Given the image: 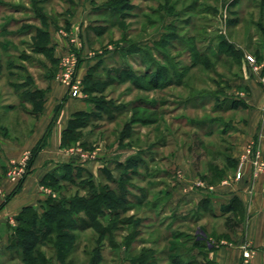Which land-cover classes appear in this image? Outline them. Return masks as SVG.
Listing matches in <instances>:
<instances>
[{
  "label": "rangeland",
  "instance_id": "374dc122",
  "mask_svg": "<svg viewBox=\"0 0 264 264\" xmlns=\"http://www.w3.org/2000/svg\"><path fill=\"white\" fill-rule=\"evenodd\" d=\"M110 1L0 0V135L23 138L33 132L38 122L37 111L28 99L33 91H45L52 80L50 76L54 74L56 78L61 71L62 59L53 62L42 42V30L51 27L54 40L62 38L61 35L71 39L68 43L73 53L81 56L80 60L84 58L82 70L101 59L99 71L103 79L116 81L106 85L104 93L92 94L84 90L83 77L81 95L89 100L85 110L89 116L84 118L88 119L89 125L82 129L83 137L69 146L82 147V141H86L87 146L82 147L85 150L100 147L99 157L103 164L120 156L124 158L142 152L145 164L134 174L131 195L143 198L144 202L128 211L127 215L146 218L155 215L146 212L149 208L146 204L163 195L162 190H174L186 182L193 184L198 179L205 184H217L224 177L219 172L221 169L225 174L234 172L233 156L240 150V138L246 132L245 124L250 119L251 109H231L227 106L232 99L249 95L247 90H241L237 85L241 83L242 75H251L249 66L256 65V53L264 49L261 30L264 27V12L261 11V0H237L233 4V0H114L123 3V19L119 24L120 16H113L106 6ZM41 15L47 18L48 26L44 25L39 17ZM66 20L74 23L73 37L65 33ZM171 26L174 27L172 30ZM93 27L98 29L93 30ZM61 30H64L63 33ZM100 31L103 33L98 35ZM170 35L177 38L168 43ZM79 36L85 37L86 48L81 45ZM220 37H225L244 51L241 62H235L236 59L225 53L221 62L215 63L212 55L218 54L216 47ZM164 38L168 41L166 45H156ZM191 46L207 53L204 57L208 65L194 62L199 58L191 55ZM160 53L170 58L175 70L190 68L183 85H177L176 78H173L172 85L153 88L151 78L157 70L156 64L167 65ZM248 55L254 61L249 60ZM108 69L119 74L106 77ZM123 69L136 75V80L123 81L120 78ZM106 83L101 80L99 87ZM198 95L203 98L197 100ZM103 97L124 105V111L115 112L112 120L107 116L95 120L96 116H92L95 100ZM33 99L38 100L36 97ZM134 104L150 108L140 109L141 115L144 111H148L146 115L155 111L158 121L147 125L132 122L137 113L132 108ZM123 130L126 133L124 147H121L119 138ZM249 147L254 148V145H247L244 153ZM31 157L32 154L27 161ZM27 167L28 164L26 173L20 179L28 173ZM61 169L59 167L55 173L60 177L64 172H70L68 175L76 177L77 185L82 186L89 179L83 172V178L78 177L79 170ZM100 170L97 169L93 175L96 183L107 180ZM178 171L183 174L178 175ZM60 182L65 196L75 192L86 194V190L76 184ZM193 190L192 194L199 196V190ZM178 192L176 195H179ZM163 197L160 203L162 217L147 219L138 226L140 236L128 249L124 241L133 226H124L115 237L119 247L104 243L102 264H129V259L144 248L154 250L159 264H186V261L206 264L202 250L192 244L198 234L199 221L207 220L205 227L214 236L215 245L219 236L230 232L226 221L214 218L215 207H211L210 211L201 208L180 212L183 201ZM236 220L241 227L242 220ZM8 233L3 227L0 243ZM180 233L182 235L177 238L175 235ZM169 234L172 237L168 238ZM80 235L81 248L76 255L79 260L86 261L84 249H92L96 234L93 229H88ZM199 239L207 243L206 239ZM191 249L193 251L189 252ZM164 250L167 252L161 254ZM48 254L51 255V252ZM175 255L180 257L178 263L171 262ZM4 258V254H0V262Z\"/></svg>",
  "mask_w": 264,
  "mask_h": 264
},
{
  "label": "trees",
  "instance_id": "16d2710c",
  "mask_svg": "<svg viewBox=\"0 0 264 264\" xmlns=\"http://www.w3.org/2000/svg\"><path fill=\"white\" fill-rule=\"evenodd\" d=\"M113 1L114 0H111L106 6L112 11L113 16H120V19H118L117 22L121 24V20L123 19V13L121 12L123 10V3ZM236 1L237 0H233L231 4ZM260 6L261 11L264 12V0H261ZM170 9L172 10L173 7ZM39 17L43 20L44 25L48 26L45 15ZM230 22H232V20L229 21V23ZM69 26L70 22L69 20H66V27ZM173 28L174 27L172 26L170 27L171 30ZM92 29L97 30L98 28L93 27ZM261 30L264 34L263 26L261 27ZM42 31L41 35L44 37L42 42L49 53L50 59L53 60V62L58 61L54 56V47L51 45L50 28H45ZM172 32L173 31L170 33L172 34ZM97 33L99 35L102 34L103 31ZM168 38L169 42L166 41L170 43L171 40H176L177 36L170 35ZM166 41L164 38L162 41L156 42V45H166ZM170 48H172V46ZM216 52L218 53L217 55H212L215 58V63L221 62L222 54L224 55L225 53L231 59H236L235 62L237 63L241 62L244 55L242 49L237 48L233 42L226 40L225 37H220ZM191 53V55L199 58V60L194 61L196 64L202 63L203 65H208L207 60L204 57L207 53H202L196 46H191ZM260 53L261 50L256 53V57L260 58ZM160 55L167 65L156 64L155 67L157 70L151 78L153 88L158 89L172 85L173 78H176L177 85H183L189 74L190 68L186 70H184V68L180 71L175 70L174 65L170 62V58H168L167 55L163 56L161 53ZM101 61V59H97L87 70L84 81V90L88 93H104L106 85L116 82L113 79H103V75L100 74L99 71ZM214 65L215 64H213V66ZM121 71L123 73L121 72L122 74L120 75V78L123 81L132 78L136 80V75L131 71L124 69ZM118 74L119 73L116 70L110 71L108 69L106 77L110 78V75L116 77ZM53 75L50 76L51 79L53 78ZM101 80H105L107 83L102 85V87H99ZM45 92L46 90L33 91L32 96L28 99L34 106L35 111H37V116L43 109ZM198 96L197 100L203 98V96ZM34 97L38 100H34ZM95 103L96 107L92 115L93 117L96 116L95 120L103 118L104 116H107L112 120L115 117V112H122L124 111L123 107H125L124 105L114 103L112 99H108L107 97L95 100ZM243 104L245 105L240 99H232L230 104L226 106L231 109H237ZM132 108L137 112L132 122L147 125L158 121L157 113L155 111L151 115L145 114L148 111H144V115L140 114V109L149 110V107L141 104H134L132 105ZM87 116H89V114L85 110L78 111L73 115V118L69 121L67 129L63 133V146H69L83 137L84 133L82 132V129L89 125L88 119H84ZM203 122L201 124H204ZM4 130L6 129L4 128ZM125 133V130H123L122 136L119 138V146L121 147H124L123 138ZM82 146H87L86 141H82ZM36 155L37 150L33 152L32 157L29 160V168ZM144 160L145 158L142 156V152L139 151L135 155L128 157L125 162H118V168L121 170V176L119 178H115L109 168H102L100 172L105 174L104 176L107 180H105L106 182L100 181L99 183H96L93 179L94 174L84 166L77 164V157L74 156L70 162L63 164L61 168L63 170H79L77 176L81 178H83L82 172L87 173L89 179L86 184H82V186L76 184V177L68 175L70 172L67 174L64 172L60 177L55 173V170L47 174L43 179L42 184L46 187L53 188L52 190L55 193V196L51 194L46 199L40 201L41 210L32 206L25 207L15 216L14 224L8 222L4 226L9 233L6 236V239L0 243V254H4L5 257L4 261L0 262V264H56L55 260L61 264H102L104 261V243L108 242L111 247H119V244L115 241V237L124 229V226H133V229H131V232L126 235L124 241L125 248H130L133 242L137 240L138 236H140L141 232L137 227L141 226L143 222L147 220L144 217L137 218L135 217V214L127 215L128 211L134 209L137 205H142L144 202L143 198L131 195L133 194L132 190L134 189V174H136L139 168L145 164ZM234 164L237 166L236 163ZM219 172L222 176L225 175L222 169ZM61 180L71 182L78 187L84 188L86 194L75 192L73 195L65 196L61 191ZM87 187L89 188L86 189ZM140 189L142 188L140 187ZM159 200L160 198H157L150 202V204L148 202L146 205L149 208H147L146 212H154L155 210L158 211V209L159 211L163 210ZM209 202V199L203 201L202 207H204L203 209L206 211L211 210ZM221 209L225 214H233L232 217L236 218L240 215L244 217L242 203L237 197H234L231 202L222 205ZM2 229L0 230V241L2 240ZM88 229H93L96 234L94 237V246L90 250L87 248L84 249V253L87 255V260L81 261L76 255L81 248L80 232ZM180 235H182V233L175 236L178 238ZM197 236L198 235L192 240L193 247L202 250L201 252L204 253L206 264H213V262L208 259L207 243L197 238ZM221 236L227 237V234ZM167 237L170 238L172 235L169 234ZM190 251L192 252L193 249L189 250V252ZM48 252H51V255H49ZM166 252L167 251L164 250L161 254ZM169 252L171 254L172 251L170 250ZM172 258V263L179 262L180 257L177 255ZM129 264H159V260L153 249L144 248L135 257L129 259ZM186 264L192 263L186 261Z\"/></svg>",
  "mask_w": 264,
  "mask_h": 264
},
{
  "label": "crops",
  "instance_id": "0c3cea01",
  "mask_svg": "<svg viewBox=\"0 0 264 264\" xmlns=\"http://www.w3.org/2000/svg\"><path fill=\"white\" fill-rule=\"evenodd\" d=\"M70 23V28L67 27L65 33L73 37L71 34L74 32L72 29L74 23L72 21ZM63 31L61 30L62 33ZM50 32L52 34L51 27ZM61 36L62 38L55 40L51 36V45L55 49L54 56L58 61L73 52L68 43L71 39L65 35ZM80 39L82 40V43L80 41L81 45L86 48L85 37L81 36ZM80 59L81 56H78L77 78L81 82L90 65L82 70L84 58ZM257 59L256 65L251 64L253 67L249 66L251 75L246 73L242 75L241 83L237 85L241 90L249 92V95L244 97L245 99H238L245 103L240 107L251 109V116L245 124L246 132L240 138L242 143L240 150L233 156L237 164L233 170L234 172L237 171L240 157L247 145L250 144H253L254 149L260 152L258 166L253 163V158L250 157L243 165V175L240 179L235 178L234 172L225 174L217 184H205L203 180L198 179L199 181L196 180L193 184L186 182L180 185V192H178V187H175L174 190L167 188L161 191L163 195L157 197L160 198V203L164 198L163 196H168V200L183 201L184 206L180 208V212L201 209L205 199H209V206L215 207V210L218 209L213 211V216L215 219L226 221V225L230 228V232L225 233L227 237L218 235V242L215 245L214 236L205 227L208 224L206 219L199 221V230L196 234L198 238L206 239L208 259L213 264H264V49L261 50L260 58ZM87 104V97L83 95L72 97L68 85L60 81L58 76L53 77L46 89L43 109L37 117L38 122L33 132L23 138L0 135V230L8 222L14 224L15 216L25 207L32 206L41 210L40 201L51 194L55 196L51 188L42 184L43 179L50 172L70 162L74 156L77 157V163L82 162L81 165L93 174L97 169L106 167L111 170L115 178L121 176L118 162H125L132 155H127L124 158L120 156L115 158L113 162L108 161L103 164L99 157L100 147L88 151L83 149V146L62 145L63 133L67 129L69 121L76 112L87 110ZM36 150L37 155L34 157L30 168L29 165L27 167L28 173L22 179L13 181L9 175L11 161H23ZM27 164H29V160ZM181 173L178 171V175ZM193 189L199 190V196L192 194ZM176 192L179 195H176ZM234 197L240 200L244 209V217L241 215L236 217V219L242 220L241 227L238 220L233 219V221L231 219V213L225 214L221 209L222 205L231 202ZM148 213H155V215L147 216L146 219L153 218L155 220L157 217H162L163 210L159 211L158 209V211ZM244 251L251 252L249 259H245L243 256ZM55 262L61 264L56 260Z\"/></svg>",
  "mask_w": 264,
  "mask_h": 264
},
{
  "label": "built area",
  "instance_id": "2783aa9c",
  "mask_svg": "<svg viewBox=\"0 0 264 264\" xmlns=\"http://www.w3.org/2000/svg\"><path fill=\"white\" fill-rule=\"evenodd\" d=\"M247 57L249 60L254 61V58L251 55H248ZM78 63L79 61L75 53L72 52L67 56H64L61 60V71L58 75V79L68 85L72 97H79L81 95L82 85L77 78ZM250 157L253 158V163L258 166L260 152L256 151L253 147H249L246 152L243 153V155L240 157V162L236 171L237 179H240L242 177L243 165ZM27 159H29V156L20 162L14 160L11 161L9 175L13 181L19 180L26 173ZM243 256L245 257V259H249L251 257V252L244 251Z\"/></svg>",
  "mask_w": 264,
  "mask_h": 264
}]
</instances>
